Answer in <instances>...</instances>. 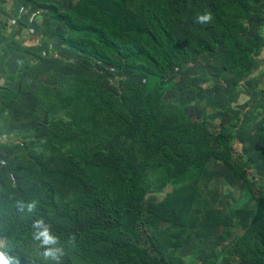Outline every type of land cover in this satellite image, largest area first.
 I'll return each instance as SVG.
<instances>
[{"label": "trees", "instance_id": "16d2710c", "mask_svg": "<svg viewBox=\"0 0 264 264\" xmlns=\"http://www.w3.org/2000/svg\"><path fill=\"white\" fill-rule=\"evenodd\" d=\"M87 1L80 0L76 10L59 9L54 3H47L51 17L67 30L65 35H60L63 43L106 65L114 64V58L119 59V67L131 77L144 80L145 91L132 95L128 94L130 89L116 94L103 92L96 83L80 75L31 88L40 71L37 62L19 78L17 89L0 86V109L19 93L28 92L35 98L38 95L36 101L42 104L45 113L56 108L65 113L66 120L59 119L54 128H49L41 145L84 181L81 189L67 191L57 190L46 179L18 185L17 194L0 190V235L14 239L32 230L37 218H43L49 227L60 219L65 223L60 233L67 236L92 231L87 246L98 258L150 264L141 259L140 250L127 235V216L139 214L146 191L141 184L144 168L139 165L132 145L141 138L143 126L151 128L157 121L154 106L161 102L166 74L181 60H192L196 54L210 52L223 43L221 69L242 77L263 43L258 36L244 39L237 35L241 28L239 20L249 11L248 0ZM206 11L212 14L211 22L197 23L196 17ZM102 112L111 127L98 140L92 131L95 119ZM168 119L174 133L168 150L181 163L180 174L189 175L149 205L145 222L151 232L146 243L154 255L151 264L176 261L187 264L170 248L180 244L186 230L185 212L196 189L195 180L191 179L193 171L206 153L229 158L231 135L216 134L214 141L218 149L213 150L208 146V132L203 126L187 124L182 112L176 116L169 114ZM257 139L259 157L264 162V116L257 127ZM142 144L149 151L145 140ZM189 146L193 147L192 151L182 149ZM31 200L37 201L33 213L17 209L18 201ZM232 211L243 213L242 220L248 218L240 241L242 252L251 249L250 264H264V196L257 197L250 217L246 216L248 211ZM167 213L173 215L170 226L160 228L158 222ZM15 254L22 256L23 263L24 255L16 251Z\"/></svg>", "mask_w": 264, "mask_h": 264}, {"label": "rangeland", "instance_id": "374dc122", "mask_svg": "<svg viewBox=\"0 0 264 264\" xmlns=\"http://www.w3.org/2000/svg\"><path fill=\"white\" fill-rule=\"evenodd\" d=\"M79 1L0 0V86L17 89L19 78L37 62L40 71L31 88L80 75L96 83L103 92L116 94L130 89L129 95L144 93V80L131 77L119 67V59L114 58V64L106 65L63 43L60 35L67 30L51 17L47 3H54L59 9L76 10ZM247 5L249 11L239 20L241 28L237 35L244 39L258 36L263 43L251 67L242 77L222 70L223 43L210 52L196 54L192 60H181L166 74L161 102L154 106L156 123L151 128L143 126L141 138L132 145L139 165L144 168L141 184L146 191L139 214L127 216V235L140 250L141 259L150 264L154 255L146 243L151 232L145 222L148 207L189 175L180 174L182 165L168 150L174 137L169 114L176 116L181 112L187 124L201 125L207 130V143L213 150L218 149L215 135L230 133L232 152L227 159L207 153L201 158L191 177L196 189L185 212L186 230L180 244L170 251L187 264L251 263L253 251L243 253L240 247L248 218L242 220L243 213L232 211H248L246 216L250 217L257 197L264 196V162L259 157L257 139V127L264 116V0H248ZM33 95L19 93L0 109V190L17 194L18 185L42 179L57 190L81 189L84 181L77 172L41 145L49 128H54L59 119L66 120L65 113L58 108L45 113L42 104L36 101L38 95L36 98ZM110 127V120L102 112L95 119L92 136L101 140ZM182 149L192 151L193 147ZM172 217V213L164 214L158 226L169 227ZM64 225L56 219L50 226L65 249L62 264H131L98 258L87 246L92 231L67 236L60 233ZM0 242L24 255L22 264H43L32 230L14 239L0 235Z\"/></svg>", "mask_w": 264, "mask_h": 264}, {"label": "clouds", "instance_id": "9594fccd", "mask_svg": "<svg viewBox=\"0 0 264 264\" xmlns=\"http://www.w3.org/2000/svg\"><path fill=\"white\" fill-rule=\"evenodd\" d=\"M212 20L211 12H204L196 17L199 24H207ZM37 208V201H18L17 209L28 214L33 213ZM32 239L41 250L39 253L43 264H62V257L65 249L61 246L59 237L54 234L43 218H37L32 223ZM0 264H22V256L15 254L6 242H0Z\"/></svg>", "mask_w": 264, "mask_h": 264}]
</instances>
